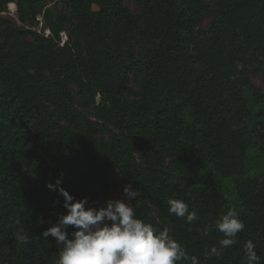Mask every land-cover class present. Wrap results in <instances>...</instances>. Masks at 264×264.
Returning a JSON list of instances; mask_svg holds the SVG:
<instances>
[{"label": "trees", "instance_id": "1", "mask_svg": "<svg viewBox=\"0 0 264 264\" xmlns=\"http://www.w3.org/2000/svg\"><path fill=\"white\" fill-rule=\"evenodd\" d=\"M133 1L139 15L123 0H58L68 14L49 0H0V264H56L60 246L42 233L66 213L47 187L58 178L89 207L131 183L136 217L200 264H246L248 241L264 264V171L251 174L252 160L264 167V92L247 70L264 52V0H221L208 29H198L206 2L219 0ZM10 4L20 25L1 17ZM72 85L101 98L109 141L86 126ZM227 187L237 205L224 202ZM171 199L196 219L170 215ZM229 209L245 228L222 248L214 225Z\"/></svg>", "mask_w": 264, "mask_h": 264}, {"label": "clouds", "instance_id": "2", "mask_svg": "<svg viewBox=\"0 0 264 264\" xmlns=\"http://www.w3.org/2000/svg\"><path fill=\"white\" fill-rule=\"evenodd\" d=\"M48 184L50 190H58L64 198L66 213L43 231L60 246L56 264H200L196 256H189L186 249L169 235V230L157 229L136 217L131 207L140 192L131 183L123 187V199L106 200L102 207H89L87 198L76 200L66 190ZM168 213L188 221L196 219L188 204L180 199L169 200ZM110 222V223H107ZM69 226L73 229L69 234ZM224 238L219 241L222 248L236 244V236L245 228L239 214L229 209L214 225ZM19 239H25L19 236ZM218 256L217 247L206 255ZM246 264H261L255 244L245 245Z\"/></svg>", "mask_w": 264, "mask_h": 264}, {"label": "rangeland", "instance_id": "3", "mask_svg": "<svg viewBox=\"0 0 264 264\" xmlns=\"http://www.w3.org/2000/svg\"><path fill=\"white\" fill-rule=\"evenodd\" d=\"M124 4L127 8H129L133 14L139 15L140 9L136 5L133 0H123ZM220 1L216 3H211L207 1V5L209 7L208 15L199 21L198 29H208L213 21L215 14H217L220 10ZM50 5H55L61 14H68L70 12L69 7L63 5L58 2V0H49ZM1 17L9 20L17 25H20V21L18 18L17 7L15 4H10L6 11L1 14ZM41 21V19H40ZM42 24H40L39 30H41ZM68 33L62 34L63 42L68 39ZM134 46L137 50V55L139 59L145 57V52L143 46L137 41H134ZM260 64L253 63L248 66L247 70L250 74L251 82L259 89L264 92V52L259 53ZM140 82L137 80H133L131 82V86L134 90H139ZM71 90L76 98V110L85 119L86 126L95 133V136L101 141H109L110 136L108 133L104 132V125L96 118L95 108L101 103V98L99 96L88 97L87 100H83L80 98L78 94V90L74 85L71 86ZM25 171V169H24ZM264 171L263 163L258 160L251 161V174H261ZM123 191L118 188H113L110 193V199H123L122 197ZM224 202L228 206L237 205L236 195L234 189L231 187H227L223 194ZM1 201V195H0ZM132 207V204H131Z\"/></svg>", "mask_w": 264, "mask_h": 264}]
</instances>
